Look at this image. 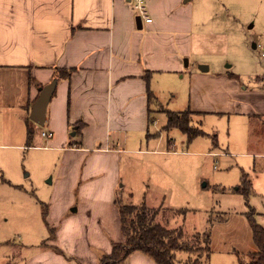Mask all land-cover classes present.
<instances>
[{"label":"crops","instance_id":"1","mask_svg":"<svg viewBox=\"0 0 264 264\" xmlns=\"http://www.w3.org/2000/svg\"><path fill=\"white\" fill-rule=\"evenodd\" d=\"M146 4L152 20L137 23L132 0H0V202L15 208L33 203L42 219L46 211L40 242L21 244L14 263L100 264L98 251L109 254L113 243L124 241L119 204L132 205V185L160 165L179 169L171 138L158 148L166 129L154 126L162 114L152 108L148 90L156 101L154 77H182L210 3ZM56 68L72 72L56 82L39 128L29 113ZM230 73L196 67L188 75L185 109L228 123L247 120L254 142L263 144L254 169L256 163L264 167V81L241 87ZM74 141L79 147L69 145ZM30 152L42 157L38 169L44 180L50 175L46 182H28L19 160ZM143 204L162 208L156 196L144 195L134 206ZM120 264L155 262L135 251Z\"/></svg>","mask_w":264,"mask_h":264},{"label":"rangeland","instance_id":"2","mask_svg":"<svg viewBox=\"0 0 264 264\" xmlns=\"http://www.w3.org/2000/svg\"><path fill=\"white\" fill-rule=\"evenodd\" d=\"M209 3L206 25L196 38L194 49L183 60L182 77L177 72L152 80L158 100H152L151 105L162 114L156 117V127L165 125L164 112L185 110L188 75L199 64L206 65L211 73H233L241 87L258 84L257 78L264 81V59L258 49L264 43V0ZM187 116L192 120L191 126L199 127L205 134L188 141L178 128L165 130L158 148L168 147L171 138L174 149L180 153L174 158L179 169L168 171L166 165H160L158 170H149L140 182L138 178L139 183L132 185L131 204L139 205L144 195L148 199L158 197L162 206L159 221L169 228L180 227L182 241L190 248L191 254L176 252V264L189 256H197L205 264L206 235L211 250L207 264L245 263L247 253L255 250L246 212L252 210L264 229V167L257 164L259 157L255 156L263 144L254 142L243 118L228 123L225 117L214 115L203 117L194 112ZM156 142L157 139L151 144ZM19 163L30 173L28 182L44 180L39 175L42 157L38 152L33 156L30 152ZM243 173H248L252 186L248 195L236 190ZM43 232L42 215L33 203L27 208H15L0 202V264H20L14 263V250L21 244H38ZM100 254L104 253L98 251V258Z\"/></svg>","mask_w":264,"mask_h":264},{"label":"trees","instance_id":"3","mask_svg":"<svg viewBox=\"0 0 264 264\" xmlns=\"http://www.w3.org/2000/svg\"><path fill=\"white\" fill-rule=\"evenodd\" d=\"M71 69L56 68L53 72V80L56 82L60 79H66L71 75ZM231 77L235 75L230 73ZM149 101L155 99L153 92L148 90ZM166 123L163 129L178 128L187 136L190 141L197 136L204 135V131L199 127L191 126L192 120L187 114H193L188 108L182 111L164 112ZM79 134V131H76ZM33 138V130L28 129L26 145H30ZM70 146L79 147L80 141L69 143ZM244 195L251 191V183L247 175L243 173L240 185L236 188ZM118 203V202H117ZM45 209H43V221L45 220ZM159 209L140 206L119 204V215L121 221V232L124 241L113 243L109 254H100V264H120L125 261L132 252H140L151 258L155 264H176L175 254L178 251L190 253V248L182 241L183 231L180 227L169 228L162 224ZM254 212H246V218L251 231V239L255 246L254 251L247 253L248 261L242 264H264V229L260 226L254 217ZM204 258L205 264L208 263L210 255L209 237L205 236ZM181 264H204L199 257H187Z\"/></svg>","mask_w":264,"mask_h":264},{"label":"water","instance_id":"4","mask_svg":"<svg viewBox=\"0 0 264 264\" xmlns=\"http://www.w3.org/2000/svg\"><path fill=\"white\" fill-rule=\"evenodd\" d=\"M136 22H140L139 17H136ZM207 69L208 67L206 65L199 66V70L201 71H207ZM55 84L56 81L53 80L51 81V83L43 86L39 92L37 99L31 107L29 119L34 123L38 124L39 126H42L44 124L46 107L54 92ZM71 135H74V132H72Z\"/></svg>","mask_w":264,"mask_h":264},{"label":"built area","instance_id":"5","mask_svg":"<svg viewBox=\"0 0 264 264\" xmlns=\"http://www.w3.org/2000/svg\"><path fill=\"white\" fill-rule=\"evenodd\" d=\"M133 1V9L136 12V15L146 23L151 22L152 18L149 16L148 7L146 4V0H132ZM259 54L262 59H264V43L258 46ZM41 135L45 138L51 137V131H42Z\"/></svg>","mask_w":264,"mask_h":264}]
</instances>
